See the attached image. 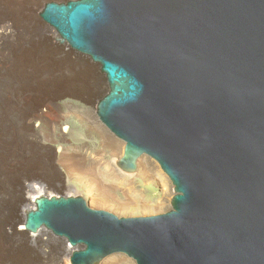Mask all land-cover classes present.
<instances>
[{
	"label": "water",
	"instance_id": "water-1",
	"mask_svg": "<svg viewBox=\"0 0 264 264\" xmlns=\"http://www.w3.org/2000/svg\"><path fill=\"white\" fill-rule=\"evenodd\" d=\"M39 15L99 66L117 167L150 156L175 194L147 216L40 195L24 230L72 248L71 264H264V0H53Z\"/></svg>",
	"mask_w": 264,
	"mask_h": 264
},
{
	"label": "rangeland",
	"instance_id": "rangeland-1",
	"mask_svg": "<svg viewBox=\"0 0 264 264\" xmlns=\"http://www.w3.org/2000/svg\"><path fill=\"white\" fill-rule=\"evenodd\" d=\"M45 2L0 0V16H8L11 10V17L19 21L17 25L21 35L15 39L4 37L0 44V264H71L69 255L59 252L53 245L46 247L50 252L47 256H41L37 252L39 247L34 243H45L43 240H32L29 234L21 236L11 227L25 208V196L28 199H31V195L38 197L49 193L84 196L79 191L80 187L88 186L98 190L101 197L107 200L102 206L92 207L119 216H131L132 210L125 205L137 201L130 192L134 188L137 192L150 195V199L154 196L164 201L161 208L132 214L147 216L166 212L168 206L170 209L171 186L174 191V185L168 177L170 184L167 185V193L160 195L155 185V168L148 170L138 185L130 186L126 178L112 166V157L119 160V156H122L124 149L121 140L106 127L107 130L96 125L89 117V110L95 107L107 86L97 65L87 62L92 74L89 76L77 65H61L55 67L57 70L54 71L49 67L51 64L55 66L53 61L23 59L27 50L44 48L38 44L39 40L35 37L38 32L34 26L39 25L38 29L42 30L49 29L41 21L38 12ZM11 53L21 60L13 62ZM31 68L39 70L38 79L41 81L60 79L76 89L66 99L58 100H67L61 104L44 103L52 109L47 110L51 118L35 126L28 125L26 118L31 109L30 94L25 92L24 78L28 73L26 70ZM53 112L61 116L57 118ZM60 127H67V132ZM68 180L70 186L59 187ZM32 189L43 192L37 193ZM87 200L91 206V199ZM125 207L126 210L123 209Z\"/></svg>",
	"mask_w": 264,
	"mask_h": 264
},
{
	"label": "bare ground",
	"instance_id": "bare-ground-1",
	"mask_svg": "<svg viewBox=\"0 0 264 264\" xmlns=\"http://www.w3.org/2000/svg\"><path fill=\"white\" fill-rule=\"evenodd\" d=\"M46 1L48 2V1H53V0H46ZM10 3H13V2L11 1ZM43 6H41L38 9L39 10L38 12H40L42 10ZM8 16H6V17L0 16V44H1L2 40L4 39V37H13L15 39L17 36H21V35H19L20 32H19V27L17 25L18 19L16 18L17 19V21H16L13 17H11V10L9 11ZM6 18L7 19L13 18V19H11V20L9 19L8 21H5ZM12 20H14V21H12ZM44 24L49 29L46 28L45 30H42V29H38L39 25L38 26L33 25L34 29H36V31L38 32V33H35L36 39L39 40L38 44H42L44 46V48L40 49L39 47L38 48L33 47L30 50H27L24 53L23 59H27L28 61H31L34 58L33 60H41L42 59V61L44 60L46 62L53 61V63H55V66L53 64H51L49 67H51L54 71H56L57 70L56 68H58V66H61V65H64V66H68V65H75L76 66L77 65L81 69H83L89 76H92V74L90 73V70H89L90 66L88 65L87 62H91V63H93V62L89 59V57L76 53L67 43H65V44L60 43V41L57 40L58 34H57L56 30L53 27H50L49 25H47L46 23H44ZM10 58H11V60H13V62L18 61V59H20V58H18V56L15 57L14 53H11ZM54 60H56L58 62L56 63V62H54ZM95 65H97V64H95ZM26 71L28 73L24 78V82L26 83L25 84L26 88L25 87L24 88H25V92L30 94L29 101H30V109H31L30 114L28 113L26 118H27V124L28 125L35 126L36 124H38V123L41 124L43 121H46V120L51 118V116L49 114H47V110H49V109L52 110V109L50 106L45 105L44 103H49L52 105L57 104V103L61 104V102H64L67 100H63V101H58V100L66 99L65 97L68 96L69 94L71 95V93H74L73 91H75L76 89H75V86L73 87L70 84L65 83V81H61L60 79L57 81H52L51 79L41 81V79H38V75H39L38 69L31 68L30 70L28 69ZM45 85H48V86H45ZM45 88H48V89H45ZM89 111L91 114V116H89V117L91 119H93L94 123L96 125L102 127V128H105L106 126L102 123V121L99 119V117L97 115L96 105L93 109H91ZM53 114L55 116H57V118L61 116V114H59V113L53 112ZM60 129L63 131H66L67 127H60ZM121 143L123 146L122 149H124L125 143L122 140H121ZM123 153H124V150H123V152H121V154L123 155ZM120 157H122V156L120 155L119 159H120ZM116 160L118 161V159L116 157H112V159H111L112 166L115 169H117V171L120 172L121 175L124 176V179L126 178V180H127L126 182L129 183V185L130 184L134 185V184L139 183L140 180L143 177H145L144 175L147 173L148 170L155 168V173L157 176V181H156L157 183H155V185H156L157 189L159 190L160 195L161 194L164 195L167 193V188H168L167 185L169 183L168 182V179H169L168 175L162 171L161 166L158 163V161L152 159V157L146 156V155L141 157L138 161L137 171L132 173V174H127L125 172H122V170L119 167H117ZM62 168L60 170L61 174H63ZM67 185L70 186L69 180L66 181V183H64V182L61 183L59 185V187L60 188H67ZM30 187L31 186H29L27 189H29ZM170 188H171L170 195L173 196L174 195L173 186H171ZM32 191H37V190L32 189ZM79 191H81L84 194V197L86 199L89 198L92 200V201L90 200L91 206H93V205L94 206L95 205L102 206L104 204V202L107 201L105 198L101 197V193L98 190L94 189L93 187L89 188L88 186L87 187L81 186ZM41 192H43V191H37V193H41ZM130 192H132L131 195H133L135 197V199H137L136 202L133 201V203H132L130 201L131 203L128 202L125 205L127 208L132 210L131 216H133L132 214H135L138 212L150 211L151 209H154L157 207L161 208L164 204L163 203L164 201L159 200L157 197L153 196L150 199V195L137 192L134 188ZM64 194H66V193H64ZM45 195H50V193L45 194ZM171 196L169 198V202H171ZM36 198L37 197L35 195H31V199H28V197L25 196V206H24L25 208L22 209L21 214H19V218L15 221V224L14 223H13V225L11 224V227L13 226V228L16 229L17 233L21 236L29 234V236L32 240H36L37 238H38V240H43L45 243L35 242L34 244L37 247H39V250L44 251V249L42 248L43 244L56 245V242L51 237V235L48 232H46L44 229L39 231L38 233L27 232L24 230L23 223L20 222L24 218L25 213L28 210L33 209L35 207V199ZM126 207L123 209L126 210L127 209ZM167 208L169 209V206ZM18 225H20V226L18 227ZM71 251H72V248H70L69 246L61 248V253L66 252V255H69V256H70ZM101 264H136V261L124 253H114V254L107 256L101 262Z\"/></svg>",
	"mask_w": 264,
	"mask_h": 264
}]
</instances>
